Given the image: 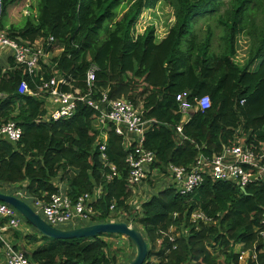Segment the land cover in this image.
<instances>
[{
  "label": "trees",
  "instance_id": "16d2710c",
  "mask_svg": "<svg viewBox=\"0 0 264 264\" xmlns=\"http://www.w3.org/2000/svg\"><path fill=\"white\" fill-rule=\"evenodd\" d=\"M14 1L0 0V31L28 44L36 37L51 38L46 49L54 56L34 76L10 59V72L2 74L0 67V124L11 121L21 130L14 144L0 138V184L17 185V191L44 200L56 191L55 178L66 182L71 200L99 185L101 196L90 204L91 223L106 222L110 206L127 211L133 184L126 151L113 128L80 102L69 118L42 121L41 102L17 93L20 82L29 93H39L55 72L66 82L61 91L76 89L84 95L85 75L92 66V98L96 89L103 90L108 100H126L153 122L142 141L157 161L153 168H187L197 156L210 160L233 143L238 127L249 132L246 147L259 153L264 144V0H36L30 5L32 17L3 27ZM158 2L171 10L160 40L152 26L136 32L143 10ZM212 17L222 32L216 53L209 49V28L199 40L193 27L196 20ZM241 36L249 47L239 67L232 58ZM181 92H187L191 107L202 96L210 103L204 110L192 108L180 124L175 96ZM177 125L183 138L176 145L172 133ZM95 143L104 146L116 172L108 181L104 175L110 172L100 165ZM140 211L136 223L147 245L142 264H239L242 253L254 257L244 264H264L259 236L264 230V180L241 192L235 184L203 175L190 194L179 195L168 186L142 202ZM197 212L210 223L198 228L189 223ZM4 224L0 220V227ZM2 237L13 248L19 243L32 264H116L118 250L108 241L114 235L49 240L5 228Z\"/></svg>",
  "mask_w": 264,
  "mask_h": 264
},
{
  "label": "built area",
  "instance_id": "2783aa9c",
  "mask_svg": "<svg viewBox=\"0 0 264 264\" xmlns=\"http://www.w3.org/2000/svg\"><path fill=\"white\" fill-rule=\"evenodd\" d=\"M51 41V38H48L47 41L43 40L42 46L37 49L33 47V44L11 40L5 32L0 31V54L6 52L12 65H21L25 68L27 74L34 76L39 71L41 64L50 65L48 60L43 59L45 55H50L51 58L54 56L48 54L46 49ZM11 70L12 67L8 64L1 70V73L6 74ZM94 71L95 67L92 66L86 72L84 81L86 91L84 95H80V92L76 89L61 91L60 85L65 86L66 82L61 75L55 72L43 84L39 93H29L24 82L18 84L17 93L32 97L38 96L42 99L41 104L45 110V115L41 117V120L45 122H55L69 118L73 114L77 102L84 103L95 111L100 121L110 125L114 133L121 137V145L123 150L126 151L124 162L127 166L129 179L134 187L137 183L148 179L150 170L153 168L152 165L157 163L153 153L145 150L142 145L143 135L153 122L146 119L139 108L126 100H108L103 90L96 89V99L92 98ZM175 102L181 115L180 124L188 119L192 108L204 110L208 108L210 103L207 96H202L196 101V106L191 107L187 101V92L177 94ZM173 135L183 138L180 125L174 128ZM248 135V133L244 134V130L237 129L233 137V143L230 146L223 147L220 154L212 156L210 160L197 156L187 168L165 165L167 176L170 179L169 186L179 195H187L198 187L203 175H209L212 179L235 184L240 190L250 183L263 181L264 165L261 164V160L264 151L261 147L259 153L254 155L245 145ZM0 138L14 144L21 138V130L14 122L2 123L0 124ZM95 146H97V157L100 165L110 172L104 175L105 181H108L111 176L116 175V172L106 159L104 146L97 144ZM226 158H231L232 162L227 163ZM201 160L207 163L209 167L208 174L202 172ZM12 196L25 202L48 226L61 230L78 228L81 223L85 222L91 224V217L94 212L90 204L96 200L93 199L90 192L71 200L65 191L62 192L58 189L45 200L29 197L21 191H15ZM109 210L114 211L111 206ZM127 214L129 215L125 217L132 219L130 213ZM0 220L5 222L0 227L2 264H32L24 257L21 249L13 248L2 237L5 228L16 229L22 224V217L12 207L0 202ZM188 221L194 224L196 228L200 224L207 225L210 223V220L199 212L192 214ZM259 236L264 240V230L259 233ZM242 254H240L239 259Z\"/></svg>",
  "mask_w": 264,
  "mask_h": 264
},
{
  "label": "rangeland",
  "instance_id": "374dc122",
  "mask_svg": "<svg viewBox=\"0 0 264 264\" xmlns=\"http://www.w3.org/2000/svg\"><path fill=\"white\" fill-rule=\"evenodd\" d=\"M35 1L36 0H15L14 2H12V4L6 9V15L2 22L3 27L4 26L5 27L19 26L22 24L23 19L25 17L26 18L32 17L33 13L31 12L30 5H33ZM219 7L223 9V5H220ZM170 12H171L170 8L162 2L156 3L154 7L146 8L145 10H143L141 19L137 23L136 32L141 33L145 27L152 26L154 28L156 40H160L162 36L164 35L167 27L170 24V21H171ZM193 27H194V33L197 39L199 40L202 39L204 35V30L206 29V27H208L211 32V40H210L209 49L210 51L214 53L218 52L219 45L222 43L220 40L222 32H221V28L217 26V24L215 23V18L212 17L208 19L204 18V19L196 20ZM0 29H2V27H0ZM2 32H5V30H2ZM248 44L249 43H248L247 38L243 36L238 38L237 46L235 49V54L232 58V61L235 64H237L239 67L242 66L247 59V51L249 47ZM50 58H51L50 55H47V56L45 55L43 60L49 61ZM11 191H17V189H13V188L4 189L2 185L0 184L1 193L8 195L12 193ZM131 211H132L131 212L132 214L135 213L134 210H131ZM127 213H128L127 211L124 212L118 209L114 212H111V214L107 217L105 221L111 222V223L123 222L129 227L136 229L140 231V233H142L141 227L138 226V224L136 223L137 217H132V219L126 218L125 216L129 215ZM84 224L90 225L88 222L81 223V225H84ZM31 231L33 232L35 236H39L32 228H31ZM107 235H110V234H107ZM171 235H175L174 231L170 233V237ZM114 236H116V238L109 237L108 241L112 243L113 248H116L118 250L116 252V255H117L116 264H128V262L134 256L133 246L128 241V239L120 235H114ZM241 257L242 258L239 259V264H244L248 257L251 260H253V257L251 256V254L249 255V253H243Z\"/></svg>",
  "mask_w": 264,
  "mask_h": 264
},
{
  "label": "water",
  "instance_id": "95a60500",
  "mask_svg": "<svg viewBox=\"0 0 264 264\" xmlns=\"http://www.w3.org/2000/svg\"><path fill=\"white\" fill-rule=\"evenodd\" d=\"M190 116V115H189ZM243 192V189H241ZM0 202L12 207L39 236L49 240H73L92 238L102 234L120 235L130 241L134 249V256L128 264H142L147 245L140 231L128 227L123 222L94 223L78 228L61 230L48 226L31 208L22 200L0 193Z\"/></svg>",
  "mask_w": 264,
  "mask_h": 264
},
{
  "label": "crops",
  "instance_id": "0c3cea01",
  "mask_svg": "<svg viewBox=\"0 0 264 264\" xmlns=\"http://www.w3.org/2000/svg\"><path fill=\"white\" fill-rule=\"evenodd\" d=\"M43 38L42 37H36V39H34V43H33V47L34 48H40L43 44ZM8 56L6 54V52H2L0 54V67L1 70L4 69L6 66H8ZM32 97V96H31ZM34 100L41 102L42 99H40V97L38 96H34L32 97ZM190 114V113H189ZM189 116V115H188ZM241 130L242 128L239 127ZM238 128V129H239ZM249 132L248 131H244V134H246ZM173 134V133H172ZM255 135H260V132L258 131L257 133H255ZM182 139L179 136H175L173 135V141L174 144H179L180 141ZM96 145V143L94 144ZM122 146V145H121ZM123 148V147H122ZM262 149L264 151V144L262 145ZM225 161L227 163L232 162L231 158H226ZM200 164L202 166V172L208 174L209 171V167L207 165V163L203 162L202 160L200 161ZM160 166V167H159ZM158 168H151L150 173L148 175V179H146L143 182H139L137 183L132 189H131V196L130 198L126 201V206H127V212L130 213L131 218L132 217H139L141 214L140 211V204L142 202H144L145 200H147L149 197H151L152 195H155L159 190L166 188L169 186V177L167 176V170L164 167V164L159 165ZM53 184L56 187V190H60L62 192L66 191L67 189V184L64 181H59L58 179H54ZM2 187L5 189H10V188H17V185H10V184H1ZM14 195L15 191H11ZM100 192H102V188L101 186H96L94 185L93 188L91 189L90 193H92L93 199H98ZM1 193V192H0ZM131 210H134L135 213L132 214ZM87 224L84 225H80L79 227L82 226H86ZM17 232H19L20 235H34L33 232L31 231V227L25 225L24 223L20 224L16 229ZM37 237V236H36ZM18 246L16 248H20V244H17ZM22 250V249H21ZM250 255V254H249ZM0 257H1V251H0ZM242 258V257H241ZM250 261L251 260L249 257L247 258ZM246 259V260H247ZM0 262L2 264V259H0Z\"/></svg>",
  "mask_w": 264,
  "mask_h": 264
}]
</instances>
